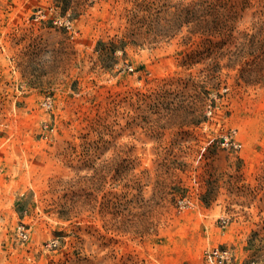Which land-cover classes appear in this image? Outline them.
<instances>
[{
	"label": "rangeland",
	"instance_id": "1",
	"mask_svg": "<svg viewBox=\"0 0 264 264\" xmlns=\"http://www.w3.org/2000/svg\"><path fill=\"white\" fill-rule=\"evenodd\" d=\"M214 246L264 264V0H0V264Z\"/></svg>",
	"mask_w": 264,
	"mask_h": 264
},
{
	"label": "built area",
	"instance_id": "2",
	"mask_svg": "<svg viewBox=\"0 0 264 264\" xmlns=\"http://www.w3.org/2000/svg\"><path fill=\"white\" fill-rule=\"evenodd\" d=\"M33 19L38 21L51 20L54 24L66 30H71V28L73 27L72 21L68 17L64 15L50 16L46 9H44L43 7H38L36 9L33 14ZM234 144L235 146H240L239 143ZM203 256L205 258L206 264H224L230 259L231 255L227 247L214 246L205 248L203 251ZM251 264H258V262L253 261L251 262Z\"/></svg>",
	"mask_w": 264,
	"mask_h": 264
}]
</instances>
